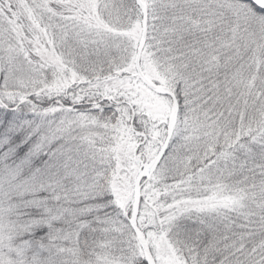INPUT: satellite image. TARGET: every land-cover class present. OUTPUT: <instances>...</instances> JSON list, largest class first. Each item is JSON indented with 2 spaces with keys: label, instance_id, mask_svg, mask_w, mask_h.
I'll return each instance as SVG.
<instances>
[{
  "label": "snow or ice",
  "instance_id": "6c2138e0",
  "mask_svg": "<svg viewBox=\"0 0 264 264\" xmlns=\"http://www.w3.org/2000/svg\"><path fill=\"white\" fill-rule=\"evenodd\" d=\"M0 264H264V0H0Z\"/></svg>",
  "mask_w": 264,
  "mask_h": 264
}]
</instances>
